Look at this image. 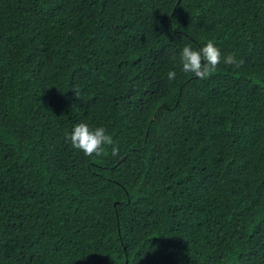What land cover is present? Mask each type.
<instances>
[{
  "label": "trees",
  "instance_id": "16d2710c",
  "mask_svg": "<svg viewBox=\"0 0 264 264\" xmlns=\"http://www.w3.org/2000/svg\"><path fill=\"white\" fill-rule=\"evenodd\" d=\"M0 264H264V0H0Z\"/></svg>",
  "mask_w": 264,
  "mask_h": 264
},
{
  "label": "clouds",
  "instance_id": "9594fccd",
  "mask_svg": "<svg viewBox=\"0 0 264 264\" xmlns=\"http://www.w3.org/2000/svg\"><path fill=\"white\" fill-rule=\"evenodd\" d=\"M172 60L175 62L176 57L173 56ZM221 62L235 69L241 68L244 63L242 59L238 60L233 54L224 56L212 40L199 48H193L190 44L185 45L179 54L181 70L200 80L207 79L215 73ZM176 76L175 70L167 72L169 81L175 80ZM255 82L259 83V81ZM75 92L77 93L76 89ZM67 140L73 148L81 150L88 157L96 158L105 155L108 146H111L112 156L119 153L118 144L114 142L113 136L104 127L93 128L85 122L76 124L67 134Z\"/></svg>",
  "mask_w": 264,
  "mask_h": 264
}]
</instances>
